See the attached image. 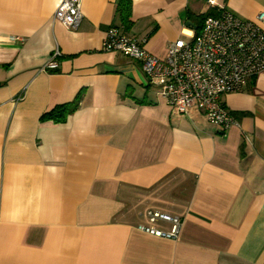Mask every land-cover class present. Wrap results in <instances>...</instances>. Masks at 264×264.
<instances>
[{"label":"crops","instance_id":"crops-1","mask_svg":"<svg viewBox=\"0 0 264 264\" xmlns=\"http://www.w3.org/2000/svg\"><path fill=\"white\" fill-rule=\"evenodd\" d=\"M61 0H0V264H264V70L221 96L227 129L192 107L172 111L161 80L102 49L111 26L163 58L206 0H81L77 29ZM253 19L264 0H218ZM217 9V8H216ZM202 25V24H201ZM196 27V26H193ZM60 52L55 70H42ZM75 101L64 121L42 120ZM182 219L178 238L146 217Z\"/></svg>","mask_w":264,"mask_h":264},{"label":"built area","instance_id":"built-area-1","mask_svg":"<svg viewBox=\"0 0 264 264\" xmlns=\"http://www.w3.org/2000/svg\"><path fill=\"white\" fill-rule=\"evenodd\" d=\"M206 3L217 8L219 14L207 16L192 39L170 43L163 58L146 50L145 39L126 34L121 26L106 30L102 49L138 61L146 77L159 78L157 93L172 111L186 114L197 107L210 123L227 129L237 122L224 107L221 96L241 90L249 78L264 70V11L247 19L218 0ZM54 18L69 29H77L82 20L81 0H61ZM59 57L56 49L42 70H55ZM146 217L150 222H168L170 229L145 224H139L138 229L159 237L178 238L183 224L180 217L158 210H148Z\"/></svg>","mask_w":264,"mask_h":264},{"label":"trees","instance_id":"trees-1","mask_svg":"<svg viewBox=\"0 0 264 264\" xmlns=\"http://www.w3.org/2000/svg\"><path fill=\"white\" fill-rule=\"evenodd\" d=\"M131 0H118L117 10L123 21L129 20L130 15ZM219 11L216 8L209 9L205 14H200L195 17L196 21H201L203 23L204 19L210 15H218ZM201 28L198 26L197 32ZM77 103L75 101H70L66 103H60L45 111L40 119L42 120H52L54 122H61L66 119V117L73 112L76 108Z\"/></svg>","mask_w":264,"mask_h":264},{"label":"rangeland","instance_id":"rangeland-1","mask_svg":"<svg viewBox=\"0 0 264 264\" xmlns=\"http://www.w3.org/2000/svg\"><path fill=\"white\" fill-rule=\"evenodd\" d=\"M201 25V21L197 20L196 21V24L193 25V26H196V27H193L191 25H187L185 27V30H186V33L183 35V37H186V39H192L193 36L197 33V29H198V26Z\"/></svg>","mask_w":264,"mask_h":264}]
</instances>
